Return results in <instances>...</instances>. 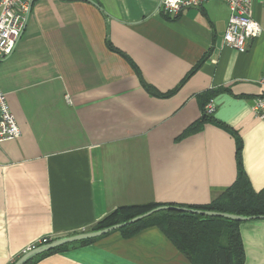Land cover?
Here are the masks:
<instances>
[{
	"label": "crops",
	"instance_id": "obj_1",
	"mask_svg": "<svg viewBox=\"0 0 264 264\" xmlns=\"http://www.w3.org/2000/svg\"><path fill=\"white\" fill-rule=\"evenodd\" d=\"M160 2L33 1L13 52L0 60V89L22 132L0 143V264L44 239L92 230L122 206L210 204L238 177V140L253 188L264 190V120L252 110L264 76V0L254 2L262 33L245 52L224 42L223 1L175 18ZM210 96L214 117L196 127ZM239 233L242 264H264V218L240 222ZM36 257L193 264L156 225Z\"/></svg>",
	"mask_w": 264,
	"mask_h": 264
},
{
	"label": "trees",
	"instance_id": "obj_2",
	"mask_svg": "<svg viewBox=\"0 0 264 264\" xmlns=\"http://www.w3.org/2000/svg\"><path fill=\"white\" fill-rule=\"evenodd\" d=\"M134 67L139 73L143 85L149 88V91L152 94L156 93L154 88L147 84L143 79V76L136 65H134ZM169 93H172V91L168 93H160L159 95H167ZM156 94L158 95V92ZM212 98V96L206 97L203 101L202 114L199 120L195 123L196 127H200L205 122L213 119L214 115L211 116L205 112V105ZM241 150L242 142L238 140L237 159L239 173L235 183L229 188V190L224 192L219 198L210 204L204 206H185L180 204L151 203L122 206L105 216L101 221L95 224L92 229H101L127 221L161 205L185 206L195 209L215 210L245 216H264V190L256 191L253 188V185L241 163ZM240 222L242 221L193 214L191 212H183L179 210H162L119 230L126 236H130L146 226L156 225L160 227L174 241V243L184 251L185 254H187L193 264H242L244 256L242 239L239 233ZM93 239L94 238L82 240L80 243L84 244ZM50 240L51 239H44L40 244L49 242ZM67 246L68 244L63 245L41 255L61 251ZM36 259L37 257L29 260L26 264H34Z\"/></svg>",
	"mask_w": 264,
	"mask_h": 264
},
{
	"label": "built area",
	"instance_id": "obj_3",
	"mask_svg": "<svg viewBox=\"0 0 264 264\" xmlns=\"http://www.w3.org/2000/svg\"><path fill=\"white\" fill-rule=\"evenodd\" d=\"M34 0H0V60L9 56L22 35ZM210 0H161L162 11L170 18L177 17L185 9L201 7ZM230 10L224 42L240 52L248 50L249 42L262 33L260 22L255 18V0H221ZM260 94L255 98L252 110L264 120V76L259 80ZM215 99L205 105V112L214 115ZM22 132L11 112L6 94L0 89V143L19 138Z\"/></svg>",
	"mask_w": 264,
	"mask_h": 264
},
{
	"label": "water",
	"instance_id": "obj_4",
	"mask_svg": "<svg viewBox=\"0 0 264 264\" xmlns=\"http://www.w3.org/2000/svg\"><path fill=\"white\" fill-rule=\"evenodd\" d=\"M162 210H179L183 212H191L193 214H201L205 216L223 217V218L235 220V221H247V220L254 219V218H264L263 215L245 216V215L234 214V213H229V212H222V211H215V210H202V209H195V208H190V207H185V206L161 205V206L153 208L143 214L137 215L121 223L113 224L111 226L104 227L101 229L81 231V232L70 234L67 236L55 238V239L50 240L49 242H45L38 246H34L28 251H26L24 254H22L17 260H15L13 264H26L29 260L35 258L36 256L41 255L45 252L51 251L55 248L61 247L66 244H71L74 242L86 240V239L100 237L109 232L119 230L127 225L140 221Z\"/></svg>",
	"mask_w": 264,
	"mask_h": 264
}]
</instances>
